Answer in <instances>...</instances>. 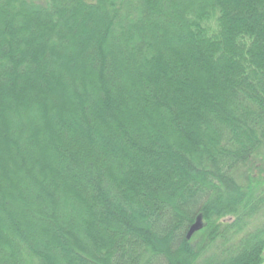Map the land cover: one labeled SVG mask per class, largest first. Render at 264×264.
Instances as JSON below:
<instances>
[{
	"label": "trees",
	"instance_id": "16d2710c",
	"mask_svg": "<svg viewBox=\"0 0 264 264\" xmlns=\"http://www.w3.org/2000/svg\"><path fill=\"white\" fill-rule=\"evenodd\" d=\"M0 264H264V0H0Z\"/></svg>",
	"mask_w": 264,
	"mask_h": 264
},
{
	"label": "water",
	"instance_id": "95a60500",
	"mask_svg": "<svg viewBox=\"0 0 264 264\" xmlns=\"http://www.w3.org/2000/svg\"><path fill=\"white\" fill-rule=\"evenodd\" d=\"M200 226L199 221L196 222V224L193 226V228L190 230V232H193L194 230H197V228Z\"/></svg>",
	"mask_w": 264,
	"mask_h": 264
}]
</instances>
